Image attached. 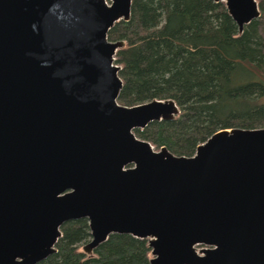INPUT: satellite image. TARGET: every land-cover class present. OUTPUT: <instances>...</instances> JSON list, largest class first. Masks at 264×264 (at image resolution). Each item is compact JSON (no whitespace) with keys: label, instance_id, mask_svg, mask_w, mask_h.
Wrapping results in <instances>:
<instances>
[{"label":"water","instance_id":"water-1","mask_svg":"<svg viewBox=\"0 0 264 264\" xmlns=\"http://www.w3.org/2000/svg\"><path fill=\"white\" fill-rule=\"evenodd\" d=\"M223 3L242 33L256 0ZM132 0H0V264H39L65 223L86 256L111 235L148 264H264V128L225 129L191 156L138 138L180 114L171 99L118 103L115 63Z\"/></svg>","mask_w":264,"mask_h":264},{"label":"trees","instance_id":"trees-1","mask_svg":"<svg viewBox=\"0 0 264 264\" xmlns=\"http://www.w3.org/2000/svg\"><path fill=\"white\" fill-rule=\"evenodd\" d=\"M264 18V0L259 4ZM109 41H124L115 63L122 88L118 103L134 106L173 100L180 114L134 134L176 156L225 129L264 128V37L259 20L238 32L223 3L212 0H132L127 22H117ZM86 220L65 223L56 253L39 264H148L147 241L111 235L91 256Z\"/></svg>","mask_w":264,"mask_h":264},{"label":"rangeland","instance_id":"rangeland-1","mask_svg":"<svg viewBox=\"0 0 264 264\" xmlns=\"http://www.w3.org/2000/svg\"><path fill=\"white\" fill-rule=\"evenodd\" d=\"M258 2V5L261 4V0H256ZM107 2L109 3V0H107ZM259 22H260V30H261V33L264 37V18H259L258 19ZM262 103H264V97L261 99ZM155 150H159V149H156L154 148Z\"/></svg>","mask_w":264,"mask_h":264}]
</instances>
